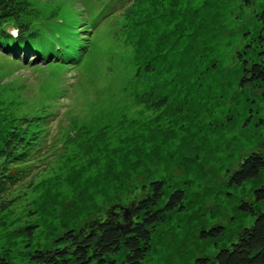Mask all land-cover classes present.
I'll list each match as a JSON object with an SVG mask.
<instances>
[{"label":"rangeland","instance_id":"1","mask_svg":"<svg viewBox=\"0 0 264 264\" xmlns=\"http://www.w3.org/2000/svg\"><path fill=\"white\" fill-rule=\"evenodd\" d=\"M26 1L44 12L33 22L47 35L52 15L67 21V46H82L89 36L84 15L106 8L90 51L74 67L39 65L42 59L23 54L18 62L0 48V128L34 119L36 150L10 165L11 185L0 199V257L26 264L28 251L53 248L65 231L85 228L113 205L129 206L152 180L164 181V198L182 190L184 208L155 224L142 264H191L236 241L254 220L240 205L264 210L254 195L264 186V166L241 185L229 182L248 154L264 158V81L249 80L237 56L252 40L257 48L243 56L264 63L257 53L264 0H163L141 16L143 25L152 23L142 33L123 14L127 0ZM188 12L198 15L186 29L195 39L181 29ZM137 41L151 59L149 72ZM191 46L201 52L191 54ZM212 227L221 234L201 235Z\"/></svg>","mask_w":264,"mask_h":264},{"label":"trees","instance_id":"2","mask_svg":"<svg viewBox=\"0 0 264 264\" xmlns=\"http://www.w3.org/2000/svg\"><path fill=\"white\" fill-rule=\"evenodd\" d=\"M127 1L129 5L125 7L123 14L131 20L132 24H136L139 33L144 32L145 27L152 26L150 22L143 25L141 16L148 11H153L158 6L164 7L163 0ZM166 9L171 11L169 8ZM42 13L44 12H38L29 7L26 0H0V48L8 57L19 60L18 57L22 53L54 51V42L43 40L41 22L39 21L38 24L33 22ZM193 13L195 12H188V27L184 23L181 28L188 39L196 38L192 33L186 32L189 23H191L190 20L195 21L194 19L198 18V15H193ZM262 19H264V11ZM63 25L65 24L60 26ZM9 27L16 28L17 34H11ZM193 31L191 29L190 32ZM193 33L197 36L195 32ZM138 41L135 52L137 51L136 54L140 57L139 63L144 65V72H149L153 69L151 59L143 55L144 47L139 45ZM249 42L252 46L247 44L243 50L237 51V56L242 61L243 72L250 73L249 80L264 81L263 61H249L247 57L243 56L246 49L257 48V46H253L252 42L254 41ZM259 47L257 53L264 56V42ZM63 51L74 54L79 52L76 44H71L68 47L63 45ZM189 51L191 54H198L201 52V48L191 46ZM52 57L53 55L50 53L46 59L49 60ZM40 118L43 117H36L38 121L41 120ZM32 120L34 119L20 118V123L7 131L0 128V132H2L0 133V199L11 185L12 179L9 178L12 176L8 175V171L13 167L10 165L29 160L30 152L35 148L32 141L34 137H31L29 133V129L32 128L30 126H34ZM22 125H26V128L21 131ZM263 166V156L259 152H251L232 172L229 179L230 184L241 185L246 180L256 178ZM163 186V180L150 181L146 186H142L144 194L129 206H125L131 215L132 223L129 233L123 234L116 224L109 222L108 218L103 220L105 216H102L87 223L85 228L78 231H65L58 239V244L53 248H36L28 251L26 264H142L150 249L151 235L155 224L162 219L164 214L184 208V192L174 189L164 198ZM254 195L256 201L264 200V186L256 188ZM240 207L254 216L252 224L242 228L236 241L228 247L220 248L212 258L197 257L191 264H264V210H256L253 205L246 203H242ZM207 234L219 236L221 231L219 227H212L201 232L204 237ZM115 253L122 255L120 261L109 257ZM0 264L22 263L8 260L2 256Z\"/></svg>","mask_w":264,"mask_h":264},{"label":"water","instance_id":"3","mask_svg":"<svg viewBox=\"0 0 264 264\" xmlns=\"http://www.w3.org/2000/svg\"><path fill=\"white\" fill-rule=\"evenodd\" d=\"M11 32H13V29H10ZM109 216H111L109 218ZM118 217H121V220L123 223L118 222ZM109 219V222H112L113 224H116V227H118L123 234L129 233L130 232V226H131V215L127 211V208L122 205H113L109 208L107 216L103 218ZM117 219V220H116ZM117 222V223H116Z\"/></svg>","mask_w":264,"mask_h":264},{"label":"bare ground","instance_id":"4","mask_svg":"<svg viewBox=\"0 0 264 264\" xmlns=\"http://www.w3.org/2000/svg\"><path fill=\"white\" fill-rule=\"evenodd\" d=\"M104 216H107V215H104ZM110 218V217H109Z\"/></svg>","mask_w":264,"mask_h":264},{"label":"flooded vegetation","instance_id":"5","mask_svg":"<svg viewBox=\"0 0 264 264\" xmlns=\"http://www.w3.org/2000/svg\"><path fill=\"white\" fill-rule=\"evenodd\" d=\"M109 217H111V216H109Z\"/></svg>","mask_w":264,"mask_h":264}]
</instances>
